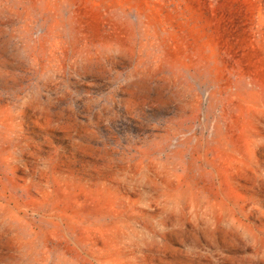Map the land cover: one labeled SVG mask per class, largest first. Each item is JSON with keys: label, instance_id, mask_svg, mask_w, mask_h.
<instances>
[{"label": "rangeland", "instance_id": "374dc122", "mask_svg": "<svg viewBox=\"0 0 264 264\" xmlns=\"http://www.w3.org/2000/svg\"><path fill=\"white\" fill-rule=\"evenodd\" d=\"M0 264H264V0H0Z\"/></svg>", "mask_w": 264, "mask_h": 264}]
</instances>
